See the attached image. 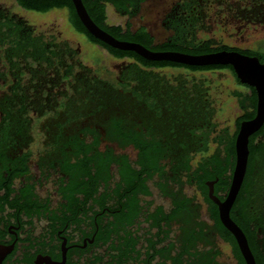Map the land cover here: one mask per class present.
<instances>
[{
	"label": "trees",
	"instance_id": "obj_1",
	"mask_svg": "<svg viewBox=\"0 0 264 264\" xmlns=\"http://www.w3.org/2000/svg\"><path fill=\"white\" fill-rule=\"evenodd\" d=\"M16 1L23 8L37 11L66 8L68 20L77 31L112 56L126 60L120 63L114 80L104 78L75 57L77 50L67 40L36 32L26 18L0 5V188L3 187L0 210L6 204H12V179L27 170L26 158L20 165L6 162L19 151L28 153L24 148L33 137L34 119L39 118V128L48 138V143L59 147L56 151L74 154L76 161L72 174L76 179L81 178L79 184L94 181L96 186L102 181L109 183L112 162L116 165L118 185L145 188L146 180L157 176L155 184L163 194L172 197L174 204L164 216L167 220L178 216L181 222L179 251L175 255L170 254L173 242L161 249L163 256L171 258L173 264H193V258L183 254H192L188 243H196L204 235L199 204L192 203L194 196L185 192V184H194L200 190L208 203L207 213L212 220L213 234L229 240L233 253L240 264H244L233 234L219 220L217 206L208 197L205 183L207 179L217 177L216 193L229 186L235 156L234 134L230 140L224 139L222 127L211 136L216 127L213 120L215 109L202 78L182 74L166 77L156 70L164 66L184 67L191 71L227 67L238 80L232 66L146 59L132 50L118 49L95 38L79 20L71 0ZM143 1L82 0L88 14L99 26L118 38L138 41L151 49L202 53L227 48L264 60L262 45L243 48L198 35L207 28L205 19L209 3L227 4L235 10L237 18L264 23V0H173L162 17V24L169 30L162 40H156L145 25L132 28L128 19L124 24L107 22V3L131 18L139 12ZM246 86L248 90L232 91L243 108L237 125L241 117L248 116V108L253 112L256 106L255 89L248 84ZM150 112L156 113L157 117H146ZM86 136L93 139L87 142ZM111 140L120 147L132 145L136 150L135 158L131 159L124 152L115 153L108 144ZM211 140L215 142L212 150ZM102 141H105L103 148L99 147ZM196 153L199 156L194 159ZM65 160L69 161V156ZM3 171L8 172L7 177ZM66 172L71 171L67 168ZM173 183L178 185L175 190ZM131 202L137 205V201ZM234 217L246 229L241 219ZM124 220L120 218L113 227H123L124 222L131 221L130 218ZM167 237L168 230L163 229V239ZM249 237L257 264H263L253 232ZM135 241L133 238L132 242ZM195 249L197 252L193 255L198 259L194 263L206 264L207 255L198 251L196 246ZM218 253L212 241L210 263L226 264L216 258Z\"/></svg>",
	"mask_w": 264,
	"mask_h": 264
},
{
	"label": "flooded vegetation",
	"instance_id": "obj_2",
	"mask_svg": "<svg viewBox=\"0 0 264 264\" xmlns=\"http://www.w3.org/2000/svg\"><path fill=\"white\" fill-rule=\"evenodd\" d=\"M243 21L253 22L247 19ZM255 23L264 32V23ZM256 25L252 24V27H258ZM73 29L81 33L74 27ZM261 45L264 46V41ZM117 67L119 71L120 64H117ZM234 79L237 84L248 90L246 83ZM237 105L239 113L235 116L233 125L223 126V138L226 140H230L233 134L235 138L239 128L236 122L243 115V108L238 101ZM255 109L256 106L252 112V109L248 108V116L241 117V120L252 117ZM146 117H157V115L150 112ZM92 139L91 136L85 137L87 142ZM33 141L34 137L24 148L28 150L27 154L25 151H19L6 162L20 165L22 159L26 158L24 162L27 170L12 179L13 191L10 196L12 204H6L0 210V246H2L0 264H173L171 258L163 256L161 249L169 242H173L170 254L175 255L179 251L181 222L178 216L171 220H167L164 216L174 204L172 197L163 194L155 184L154 180L157 176L146 180L144 185L146 189L118 185L116 165L112 162L109 183L102 181L96 186L94 181L79 184L78 180L81 178L76 179L72 174L73 164L76 161L73 153L56 151L59 147L50 145L48 138L44 136L40 141V147H34ZM104 144L105 141H102L99 147L103 148ZM108 144L115 153L124 152L131 159L135 158L136 150L132 145L120 147L115 140L109 141ZM247 146L245 172L230 206L229 215L244 232L257 264L249 237V233L253 232L258 253L264 264V120L258 129L249 134ZM68 156L69 161L66 162ZM224 156L223 151V158ZM67 168L71 172H66ZM3 175L7 177L8 172L3 171ZM84 178L86 179L87 176ZM207 180H213V193L224 198L228 187L216 193L214 185L217 177ZM173 185L175 190L178 185L176 183ZM187 185L193 187V193H187L185 190ZM185 186V192L194 196L192 203L199 204V218L204 221V235L196 243H188L192 254L184 252L183 255L193 258L195 264L194 261L198 259L197 255H193L197 252L196 246L198 251L201 250L207 255L206 264H211L213 241L219 250L216 258L220 262L240 264L233 253L232 243L218 234H213L212 220L207 213L208 203L200 190L194 184H185ZM206 189L208 190L207 185ZM2 193L3 187L0 188V194ZM131 201H137V205ZM234 215L241 219L246 229ZM120 218H125L124 221L130 218L131 221L124 222L123 227L119 226L115 229L113 225H116ZM163 229L168 230L166 239H163ZM133 238H136L134 243ZM219 242L229 246L234 263L222 258Z\"/></svg>",
	"mask_w": 264,
	"mask_h": 264
},
{
	"label": "rangeland",
	"instance_id": "obj_3",
	"mask_svg": "<svg viewBox=\"0 0 264 264\" xmlns=\"http://www.w3.org/2000/svg\"><path fill=\"white\" fill-rule=\"evenodd\" d=\"M172 3L173 0H145L139 12L131 18H127L125 14L119 13L111 4L107 3L106 20L109 23L124 24L128 19L131 22L132 28L145 25L155 36L156 40H162L169 34V30L162 24V17ZM0 5L6 7L10 12L26 18L28 22L33 24L36 32L43 33L46 37L53 35L57 39L67 40L77 50L75 57L91 66L95 73L104 78L114 80L118 73L117 64L126 60L125 58L112 56L103 47L90 42L83 33L75 32L68 20L67 9L64 7H54L47 11H37L21 7L16 0H0ZM206 14L205 22L207 28L198 33L201 37L209 36L222 43L248 48H257L264 41V32L260 30L259 26L255 22H244L242 19L234 16L235 10L230 9L227 4L221 5L218 2H211L207 6ZM252 24L258 27L254 28ZM156 70L166 77L182 74L204 80L215 109L213 120L216 122V127L211 136L219 128L225 125H233L234 118L239 113V109L232 91L245 90V88L236 83L229 69L216 68L191 71L184 67L164 66L156 68ZM38 122L39 118H35L32 129L34 137L32 145L34 147H40V141L43 137ZM214 146L215 142L211 140L210 150ZM131 152L133 153L132 150ZM198 156L199 153H196L194 159H197ZM185 190L189 194L194 192L193 187L188 185L185 186ZM195 194L200 199L198 194ZM219 244L222 250V258L234 263L229 246L222 242H219Z\"/></svg>",
	"mask_w": 264,
	"mask_h": 264
},
{
	"label": "water",
	"instance_id": "obj_4",
	"mask_svg": "<svg viewBox=\"0 0 264 264\" xmlns=\"http://www.w3.org/2000/svg\"><path fill=\"white\" fill-rule=\"evenodd\" d=\"M76 14L86 30L95 38L118 48L132 50L150 60H171L190 65L230 64L240 82L253 86L256 93L255 114L239 123L234 139V165L230 182L224 198L213 193V180H206L207 195L216 204L220 222L233 234L245 264H255L254 256L240 226L230 217L229 209L237 194L245 172L248 154V136L258 129L264 120V60L256 55L247 54L237 49H217L202 53H190L180 50L151 49L144 44L122 39L99 26L88 14L82 0H71ZM0 246V250H2Z\"/></svg>",
	"mask_w": 264,
	"mask_h": 264
}]
</instances>
